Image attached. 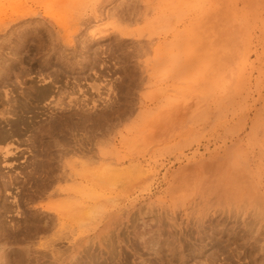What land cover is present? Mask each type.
<instances>
[{
    "label": "rangeland",
    "instance_id": "rangeland-1",
    "mask_svg": "<svg viewBox=\"0 0 264 264\" xmlns=\"http://www.w3.org/2000/svg\"><path fill=\"white\" fill-rule=\"evenodd\" d=\"M255 6L244 0H0V132L9 136L0 142V180L12 183L0 195L6 235L0 264H257L264 259V4L257 8L259 17L242 22L245 7L250 13ZM160 17L165 22L157 21ZM174 31L183 36L176 54L184 66L173 69L169 80L167 61L156 64L155 56L144 54L146 45L130 42L156 44L168 37L169 54ZM219 36L222 46L206 56L198 58L190 48ZM83 59L91 62L83 66ZM234 59L233 68L225 65ZM65 60L68 65H61ZM227 77L232 80L223 83ZM63 110L71 112L73 124L63 123L60 130L68 133H59L60 140L48 138L49 122L54 117L63 122ZM54 141L68 150L63 171L75 179L66 177L54 184L55 193L38 195L46 167L41 164H47ZM34 162L35 172L30 171ZM18 185L24 189H15ZM52 203L64 204L66 211L51 208ZM40 206L59 212V220L54 215L50 226L23 242L24 234L35 231L40 216L33 214L34 222L32 213Z\"/></svg>",
    "mask_w": 264,
    "mask_h": 264
},
{
    "label": "bare ground",
    "instance_id": "bare-ground-1",
    "mask_svg": "<svg viewBox=\"0 0 264 264\" xmlns=\"http://www.w3.org/2000/svg\"><path fill=\"white\" fill-rule=\"evenodd\" d=\"M127 2V1H126ZM244 2L246 3V4H250V5H254V4H256V9H254V11H251L250 13H248V9H246V7H245V9L244 10H246V12L242 15V17H243V23H248V21H249V19H255L256 17H259V15H260V11H258L257 10V8H260V6L262 5V4H264V0H244ZM64 3V2H63ZM128 3V2H127ZM225 3V2H224ZM113 5V4H112ZM224 5V4H223ZM11 6H12V4H11ZM99 6V5H98ZM101 6V5H100ZM128 6V5H127ZM129 7L134 11V7L132 6H130L129 5ZM64 8V7H63ZM223 9H225V6H223L222 7ZM98 9V8H97ZM97 9H96V11H97ZM103 9V8H102ZM128 9V8H127ZM127 9H125V10H127ZM137 9V8H136ZM135 9V10H136ZM101 10V9H100ZM118 10V9H117ZM117 10H116V12H117ZM146 10V9H145ZM121 11L123 12V13H121V14H124V10L121 8ZM128 11L130 12V10L128 9ZM138 11H140V10H138ZM138 11H137V13H138ZM208 11V10H207ZM56 12V11H55ZM101 12V11H100ZM50 13V12H49ZM126 13V12H125ZM135 12H133L132 13V15L134 14ZM142 13H143V11H142ZM148 13H150V12H148ZM147 13V15H149ZM52 14V15H51ZM50 15L52 16V17H54L55 16V14L56 13H54V12H52ZM64 14V13H63ZM117 15H118V12L116 13ZM120 14V13H119ZM223 14H224V12L222 13V12H220V13H218V15L220 16V18H222L221 16H223ZM125 15V14H124ZM127 15L128 14H126V17H127ZM129 15H130V13H129ZM128 15V16H129ZM135 15V14H134ZM133 15V16H134ZM138 15V14H137ZM168 15V14H167ZM170 15V14H169ZM58 16V15H57ZM56 16V17H57ZM163 17V16H162ZM162 17H160V18H162ZM171 17V19H169V16L167 17V19H169V20H172V19H174L172 16H170ZM177 17L178 16H176V19H177ZM94 18V17H93ZM95 18H97V16H95ZM121 17H119V19H120ZM122 18H124V17H122ZM128 18V17H127ZM126 18V19H127ZM141 18V17H140ZM139 18V19H140ZM118 19V20H119ZM158 19V18H157ZM178 19H179V17H178ZM128 20V19H127ZM161 20H164L163 18L162 19H160V20H157V21H161ZM169 20H167V23H165V24H170V22H168ZM221 20V19H220ZM62 21V20H61ZM88 21H89V19H88ZM124 21H126L125 20V18H124ZM129 22L131 21V19L130 20H128ZM174 20H172V22H173ZM140 22V21H139ZM164 22H165V20H164ZM177 22V21H176ZM220 22V21H219ZM93 23V22H92ZM152 24H153V22H151ZM157 23V22H156ZM132 24V23H131ZM148 26H150V25H148ZM153 26V25H152ZM165 25H163V27H164ZM169 26V25H168ZM157 27V26H156ZM170 27V26H169ZM183 28V27H182ZM187 28H189V27H187ZM197 28H198V26H197ZM140 29V28H139ZM167 29V28H166ZM173 29V28H172ZM178 29V28H177ZM177 29H175V30H177ZM191 29V28H190ZM199 30L198 31H200L201 30V28H198ZM142 30L143 29H141V32H142ZM151 30V29H150ZM158 29H154V31H157ZM121 31V30H120ZM164 31V30H163ZM162 31V32H163ZM144 32H145V30H144ZM143 32V33H144ZM150 32V31H149ZM149 32H148V34H149ZM151 32H153V30H151ZM169 32V31H168ZM184 32V31H183ZM115 33V32H114ZM121 33V32H120ZM142 33V34H143ZM155 33V32H154ZM153 33V34H154ZM157 33V32H156ZM165 33V32H164ZM179 33L180 32H178V31H174V32H172L170 35H171V37H172V39L170 40L171 41V43H170V45H171V51H169L170 53L168 54V52H166L167 50V46H166V42H167V40H168V37H165L164 38V41L163 40H160L158 43H156L155 44V41H154V43H151L152 41H147V42H141V40H135V41H131L130 43H134V42H136V43H138V44H142V48H143V46H147V48L149 49H145L143 52H144V54L146 55V53H145V51H147V53L148 54H151L152 56H155V59H156V64L158 63V64H161L163 61H167L168 63H169V65H171V67H172V69L170 70V72L169 73H167V77L169 78V80H171L172 78H174V76H175V71L173 70V69H182V67L184 66H182L181 65V63H179V60H178V55L176 54V50H177V48H178V46L180 45V44H182L183 43V36H181V35H179ZM185 33V32H184ZM118 34V33H117ZM122 34V33H121ZM134 34V33H133ZM152 34V33H151ZM151 34L150 35H148V39L150 38V36H151ZM165 34H167V32L165 33ZM185 34H187V33H185ZM190 34V33H189ZM122 35H125L124 33L122 34ZM135 35V34H134ZM141 35V34H140ZM154 35H156V34H154ZM154 35H152V36H154ZM199 35V34H198ZM120 36V35H119ZM145 36V35H144ZM157 36V35H156ZM159 36V35H158ZM169 36V35H168ZM186 36V35H185ZM193 36H195L194 34H193ZM135 37V36H134ZM48 38V37H47ZM63 38H65V36L63 37ZM122 37H120V40L121 41H123L124 42V40L123 39H121ZM124 38V37H123ZM126 38V37H125ZM137 38V37H136ZM135 38V39H136ZM140 38V37H139ZM138 38V39H139ZM193 38V37H192ZM24 39V38H23ZM143 39V38H142ZM67 40V39H66ZM71 40V39H70ZM119 39H117V41H118ZM43 41V40H42ZM49 41V40H48ZM116 41V42H117ZM130 41V40H129ZM40 42V41H39ZM49 42H51V41H49ZM93 42V41H92ZM95 42V41H94ZM93 42V43H94ZM122 42V43H123ZM48 43V42H47ZM98 43V42H97ZM121 43V44H122ZM128 43V42H127ZM129 43V44H130ZM169 43V42H168ZM222 43H223V37L222 36H219V37H215V38H213V39H211L210 41H208V42H204V43H193V44H190V48L192 49V51L194 52L195 51V54L197 53L198 54V58L200 57H202V56H206L207 54H208V52L210 53L212 50H215L216 48H218L220 45L222 46ZM50 44V43H49ZM68 44V43H67ZM120 44V43H119ZM118 44V45H119ZM124 44H126L125 42H124ZM144 44V45H143ZM56 45V44H55ZM131 45V44H130ZM135 45V44H134ZM46 46H48V45H46ZM45 46V47H46ZM183 46V45H182ZM187 46V45H186ZM90 47V46H89ZM136 47V46H135ZM91 48V47H90ZM1 49V48H0ZM82 49V48H81ZM138 49V48H137ZM188 48H186V50H187ZM90 49H88L87 51H89ZM190 50V49H189ZM52 51H53V49H52ZM64 51V50H63ZM62 51V52H63ZM68 51V50H67ZM75 51V50H74ZM73 51V52H74ZM134 51H135V49H134ZM13 52V51H12ZM96 52V51H95ZM137 52H138V50H137ZM186 52V51H185ZM214 52V51H213ZM212 52V53H213ZM71 53V52H70ZM124 53V52H123ZM15 54V53H14ZM127 54H128V52H127ZM126 54V55H127ZM132 54V53H131ZM187 54V53H186ZM53 55V54H52ZM180 55H181V53H180ZM58 56V55H57ZM63 56V55H62ZM69 56V55H68ZM72 56V55H71ZM94 56V55H93ZM135 56V55H134ZM133 56V57H134ZM189 56H190V54H189ZM194 56V55H193ZM65 57V56H64ZM130 57H132V55H130ZM192 57V56H191ZM52 58V57H51ZM59 58H61L60 56H59ZM66 59V58H65ZM129 59V58H128ZM197 59V58H196ZM60 60H62V59H59V61ZM69 61H70V59H68ZM142 60V59H141ZM185 60V59H184ZM183 60V61H184ZM187 60V59H186ZM3 61H4V59H3ZM188 61V60H187ZM220 61V60H219ZM223 61V60H222ZM71 62V61H70ZM73 62V61H72ZM91 62V61H90ZM90 62H88L87 60H85V59H83L82 60V62H81V64H83V66L84 65H86L87 63H90ZM93 62V61H92ZM131 62V61H130ZM237 62H238V59H234V60H232V62H230V63H228L227 62V64L225 63V65L226 66H228V67H232L233 68V66H235L236 64H237ZM77 63V62H76ZM79 63V62H78ZM94 63V62H93ZM146 63V62H145ZM190 63V62H189ZM68 65V61H64V62H61V65ZM70 64V63H69ZM72 64V63H71ZM74 64V63H73ZM185 64V63H184ZM187 64V63H186ZM203 64V63H202ZM47 65V64H46ZM58 65V64H57ZM79 65V64H78ZM92 65V64H91ZM162 65V64H161ZM186 66V65H185ZM87 67H89L88 65H87ZM5 69V68H4ZM56 69V68H55ZM74 70V69H73ZM75 70H77V69H75ZM184 70V69H183ZM48 71H49V69H48ZM71 71V70H70ZM185 71V70H184ZM215 71V70H214ZM56 72V71H55ZM61 72V71H60ZM59 72V73H60ZM81 72H82V70H81ZM53 73V72H52ZM51 73V74H52ZM66 73V72H65ZM72 73V72H71ZM61 74V73H60ZM64 74V73H63ZM68 74V73H67ZM184 74V73H183ZM6 75V74H5ZM78 76V75H77ZM88 76V75H87ZM44 77H45V75H44ZM43 77V78H44ZM73 77V76H72ZM71 78V77H70ZM74 78V77H73ZM5 79V78H4ZM48 79V78H47ZM74 80V79H73ZM76 80H79V79H77V77H76ZM168 80V79H167ZM230 80H232V77H230V78H228L227 77V79H223V83H227V82H229ZM143 81V80H142ZM2 82H3V80H2ZM72 82V81H71ZM14 83V82H13ZM56 83V82H55ZM69 83V82H68ZM67 83V84H68ZM73 83V82H72ZM46 84V83H45ZM50 84V83H49ZM58 84V83H57ZM77 84V83H76ZM79 84V83H78ZM175 86H177V87H181L182 86V83L181 82H178V83H176V82H174L173 83ZM62 85V84H61ZM66 85V84H65ZM71 85V84H70ZM45 86V85H44ZM59 86V85H58ZM57 86V87H58ZM61 87V86H60ZM58 88V89H61V88ZM65 87V86H64ZM41 88V87H40ZM49 88V87H48ZM53 88H55V87H53ZM51 89V88H50ZM50 89H49V91H50ZM58 89H57V91H58ZM65 89H66V87H65ZM77 89V88H76ZM131 89V88H130ZM70 91H71V88H70ZM51 92H52V90H51ZM68 92V91H67ZM74 92V91H73ZM9 93H11V92H9ZM61 92H59V94H60ZM75 93V92H74ZM57 94V93H56ZM63 95H64V93H62ZM71 94V93H70ZM69 94V95H70ZM61 96V95H60ZM57 97V96H56ZM60 98V97H59ZM62 98V97H61ZM233 98V97H232ZM11 99V98H10ZM54 99V98H53ZM63 99V98H62ZM8 100V99H7ZM13 100H14V98H13ZM59 100V99H58ZM16 101V100H15ZM10 102H11V100H10ZM2 103V102H1ZM63 103H64V100H63ZM75 103V102H74ZM65 104V103H64ZM76 104V103H75ZM78 104H80V103H78ZM105 104V103H104ZM14 105H15V103H14ZM13 105V106H14ZM66 105H69L68 103L66 104ZM72 105H74L73 103H72ZM7 106V105H6ZM11 106H12V104H11ZM23 106V105H22ZM54 106V105H53ZM106 106V105H105ZM10 107V106H9ZM24 107H25V105H24ZM58 107V106H57ZM108 107V106H107ZM106 108V107H105ZM9 109V108H8ZM51 109V108H50ZM77 109V108H76ZM81 109V108H80ZM83 109V108H82ZM49 110V109H48ZM72 110V109H71ZM74 110V109H73ZM2 111V110H1ZM7 111V110H6ZM9 111H10V109H9ZM18 111V110H17ZM75 111V110H74ZM83 111V110H82ZM86 111V110H85ZM119 111V110H118ZM11 112H12V110H11ZM29 112H30V110H29ZM88 112V111H87ZM112 112V111H111ZM110 112V113H111ZM120 112V111H119ZM10 113V112H9ZM8 113V114H9ZM13 113V112H12ZM11 113V114H12ZM28 113V112H27ZM89 113V112H88ZM1 114V113H0ZM19 114V113H18ZM22 114V113H21ZM23 114H24V112H23ZM121 114V113H120ZM13 115V114H12ZM15 115V114H14ZM51 115V114H50ZM58 115V114H57ZM75 115H77V112L75 111ZM94 115V114H93ZM106 115V114H105ZM109 115V114H108ZM55 116V115H54ZM53 116V117H54ZM60 116L61 117H64V120H63V122H59L60 124H58V121L57 120H54V118H53V121L51 120L50 122H49V127H48V129L47 130H45V131H48V133H47V135H50V136H47L48 138L49 137H53L52 139H54V140H60V137H59V133H61V134H65L66 135V133H68V132H66V133H63V129L61 128V126L63 125V123H64V125L66 126V125H68L70 122H72V114H71V112H69L68 111V113H65V110H63V112L62 113H60ZM81 116H82V113H81ZM83 116H85V115H83ZM104 116V115H103ZM111 116V115H110ZM115 116H116V114H115ZM115 116H113V117H115ZM124 116V115H123ZM15 117H16V115H15ZM57 117V116H56ZM87 117V116H86ZM112 117V118H113ZM1 118H3V117H1ZM88 118V117H87ZM108 118V117H107ZM118 118V117H117ZM84 120H85V118H83ZM82 119V120H83ZM94 119V118H93ZM92 119V120H93ZM99 119V118H98ZM25 121H26V119H24ZM47 120V119H46ZM78 120H80V119H78ZM88 119H86V121H87ZM89 120H91V119H89ZM101 120V119H100ZM100 120H98L97 122H99ZM106 120H109V119H106ZM81 121V120H80ZM16 122V121H15ZM35 122V121H34ZM74 122H76V121H74ZM83 122V121H82ZM31 123V122H30ZM87 123H89V122H87ZM9 124V123H8ZM39 124H42V123H39ZM72 124H73V122H72ZM76 124V123H75ZM77 124H79V123H77ZM95 124V122L93 123V125ZM96 124H98V123H96ZM100 124V123H99ZM107 124V123H106ZM34 125V124H33ZM43 125V124H42ZM46 125V124H45ZM44 125V126H45ZM90 125V124H89ZM11 126V125H10ZM12 126H14V125H12ZM36 126V125H35ZM76 126V125H75ZM82 126V125H81ZM84 126V125H83ZM91 126V125H90ZM98 126V125H97ZM8 127V126H7ZM18 127V126H17ZM39 127V126H38ZM94 127V126H93ZM92 127V128H93ZM100 127V126H99ZM104 127V126H103ZM33 128V127H32ZM40 128V127H39ZM58 128H59V131H57L58 130ZM67 128V127H66ZM79 128V127H78ZM82 128V127H81ZM80 128V129H81ZM6 129V128H5ZM14 129H15V127H14ZM60 129H62V130H60ZM69 129V128H68ZM90 129V128H89ZM70 130V129H69ZM68 130V131H69ZM77 130V129H76ZM18 131V130H17ZM20 131V130H19ZM29 131V130H28ZM38 131H41V130H38ZM44 131V130H43ZM55 131H57L56 133H54ZM65 131H66V129H65ZM70 131H73L72 129L70 130ZM14 132V131H13ZM16 132V131H15ZM8 133V132H7ZM12 133V132H11ZM11 133H10V135H11ZM39 133V132H38ZM71 133V132H70ZM69 133V134H70ZM68 134V135H69ZM30 135V134H29ZM67 135V136H68ZM32 137V136H31ZM69 137V136H68ZM80 137V136H79ZM46 138V137H45ZM47 138V139H48ZM50 138V140L52 141V139ZM92 138V137H91ZM8 139H9V136L8 135H6V133L5 134H3L2 132H0V142L1 141H8ZM17 139V138H16ZM35 139V138H34ZM71 139V138H70ZM81 139V138H80ZM80 139H78L77 138V140L79 141ZM30 140H31V138H30ZM45 140V139H44ZM75 140V139H74ZM76 140V141H77ZM13 141V140H12ZM16 141V140H15ZM18 141V140H17ZM62 141H63V139H62ZM65 141V140H64ZM75 141V142H76ZM83 141V140H82ZM91 141H92V139H91ZM90 141V142H91ZM100 141V140H99ZM32 142V141H31ZM60 142V141H59ZM66 142V141H65ZM13 143V142H12ZM34 143V142H33ZM51 143H53V145H52V148H51V150H49V152H47L48 153V161H46V160H43L42 161V159H41V162H44V161H46V163L47 164H41V162H39V164H41V165H46V167H44L45 168V172L44 171H42V172H44V174H45V176L44 177H42V180L40 181V183L41 184H39L40 185V187L38 188L39 189V191H38V195L41 193V194H45L49 189H53V192L55 193V191H57V189H54L55 187H54V184L55 183H57V182H59L60 180H64L66 177H69V178H71V179H75V175L73 174V173H68L67 175H66V171L64 172L63 171V168H64V162H62V158H63V155H68V150L67 149H64V145L62 146V145H58V143H55V141L54 142H51ZM70 143V142H69ZM40 144V143H39ZM66 144V143H65ZM68 144V143H67ZM71 144V143H70ZM78 144V142L76 143V145ZM93 144V143H92ZM100 144V143H99ZM49 145V144H48ZM80 145H81V142H80ZM86 145H88V144H86ZM3 146V145H2ZM38 146V145H37ZM62 146V147H61ZM67 146V145H66ZM5 147H6V144H5ZM39 147V146H38ZM44 148H45V146H44ZM84 149L86 148V147H83ZM9 149V148H8ZM7 148H4V154H8V153H10V151L8 150ZM33 149H35L34 147H33ZM65 150H67V151H65ZM80 150H81V148H80ZM83 150V149H82ZM81 150V151H82ZM95 150V149H94ZM41 151V150H40ZM48 151V150H47ZM71 152H72V149L70 150ZM69 151V152H70ZM85 151V150H84ZM83 151V152H84ZM75 152H77V151H75ZM88 152V151H87ZM14 153V152H13ZM86 153V152H85ZM15 154V153H14ZM37 154V153H36ZM47 155V154H46ZM45 155V156H46ZM37 156V155H36ZM72 157L74 156V155H71ZM35 157V156H34ZM31 158V157H30ZM38 158V157H37ZM43 158V157H42ZM78 158V157H77ZM69 159V158H68ZM31 160V159H30ZM32 160H33V158H32ZM70 160V159H69ZM37 161V160H36ZM38 161H40V160H38ZM81 161V160H80ZM86 161V160H85ZM82 162V161H81ZM81 162L79 163V164H81ZM92 162H95V161H92ZM97 162V161H96ZM95 162V163H96ZM78 163V162H77ZM89 163H90V161H89ZM29 164V163H28ZM68 164V163H67ZM72 164V163H71ZM92 164V163H91ZM69 165V164H68ZM72 165H74V164H72ZM78 165V164H77ZM27 166V165H26ZM33 166H35V167H32V169H30V171H34L35 172V168H37V164L34 162V165ZM42 166V167H43ZM69 166H71V165H69ZM86 166H87V164H86ZM90 166V165H89ZM10 167V166H9ZM25 167V166H24ZM29 167V166H28ZM40 167V166H39ZM72 167V166H71ZM43 168V169H44ZM73 168V167H72ZM74 170H75V167L73 168ZM101 169V168H100ZM102 169H103V167H102ZM115 169V168H114ZM129 169V168H128ZM40 170V169H39ZM65 170V169H64ZM96 170V169H95ZM131 170V169H130ZM130 170H129V172H130ZM29 171V172H30ZM38 171V170H37ZM98 171V170H97ZM108 171V170H107ZM110 171V173L111 174H113V171L112 170H109ZM121 171V170H120ZM132 171V170H131ZM82 172V171H81ZM80 171H79V174L81 173ZM85 172H87L88 173V171H85ZM25 172H23V175L25 176V174H24ZM74 173H77L78 174V172H76V170L74 171ZM94 173H95V171H93V172H91V174H92V177L95 179V176H96V173H95V175H94ZM124 173V172H123ZM4 174V173H3ZM29 174H31V172L29 173ZM82 174V173H81ZM27 175V174H26ZM33 175V174H32ZM31 175V176H32ZM88 175L90 176V174L88 173ZM2 176V175H1ZM1 176H0V178H1ZM29 176V175H28ZM28 176H25V177H28ZM31 176H29V177H31ZM37 176V175H36ZM5 177V176H4ZM16 177V176H15ZM23 178V177H22ZM18 179V178H17ZM24 179V178H23ZM26 179V178H25ZM33 179H36V178H33ZM32 179V180H33ZM116 179V178H115ZM13 180H14V178H13ZM11 181H12V179H11ZM98 181V180H97ZM0 182H1V180H0ZM13 182V181H12ZM17 182V181H16ZM19 182V181H18ZM22 182V181H21ZM24 182V181H23ZM38 182V181H37ZM83 182V181H82ZM101 182H103V181H101ZM20 183V182H19ZM62 183V182H61ZM60 183V184H61ZM10 184H12L11 182H9V181H7V182H5V181H3V182H1L0 183V195L1 194H3V193H5L6 191H7V188H8V186L10 185ZM17 184V183H16ZM22 184V183H21ZM31 184H32V182H31ZM60 184H59V186H60ZM33 185H35V184H33ZM111 185V184H110ZM59 186H57V187H59ZM68 187V186H64V185H61V187ZM34 187V186H33ZM60 187V189H62ZM71 187V186H70ZM24 189L23 188V185H21V188L19 187V185H18V187H16L15 186V189ZM28 188V187H27ZM32 188V186L30 187V189ZM66 188H63L64 190L66 189ZM33 189V188H32ZM62 189V190H63ZM68 189H70V188H68ZM35 190V189H34ZM33 190V191H34ZM73 190H77V189H73ZM23 191V190H22ZM25 191V190H24ZM74 192V191H73ZM78 192H82V191H78ZM35 193V192H34ZM21 194V193H20ZM37 194V193H36ZM81 194V193H80ZM91 194H92V192H91ZM30 195V194H29ZM83 195V194H82ZM5 196V195H4ZM22 196V195H21ZM20 196V197H21ZM27 196V195H26ZM7 197V196H6ZM28 197V196H27ZM26 197V198H27ZM34 197V196H33ZM24 198V197H23ZM22 199V198H21ZM28 199V198H27ZM29 199H31V198H29ZM29 199L27 200V201H29ZM3 200V199H2ZM18 200V199H17ZM21 201V200H20ZM27 201L26 202H22V203H24L25 205H28L29 203H27ZM66 201H68L67 199H66ZM0 202H2V201H0ZM62 202V201H61ZM65 201H63L62 203H64ZM72 202V201H71ZM53 204V203H52ZM54 206H50V205H48V206H50L51 208H53V207H55V205H56V207H58L59 206V208H57L58 210L60 209V210H62V212H64V211H66L63 207L65 206L64 204H63V206H62V208L64 209V211H63V209L62 208H60V204L59 205H57V204H53ZM67 205V204H66ZM73 205V204H72ZM1 204H0V208H1ZM67 206H70L69 208H71V207H73V206H71V204L70 205H67ZM25 207V206H24ZM91 207V206H90ZM2 208H4L3 206H2ZM6 208V207H5ZM68 208V209H69ZM93 208V206L90 208V209H92ZM89 209V208H88ZM96 209V208H95ZM98 210V209H97ZM26 211V210H25ZM30 210L28 209V212H29ZM68 211V210H67ZM3 212V211H2ZM92 212V211H91ZM30 213V212H29ZM86 213H87V211H86ZM4 214V213H3ZM33 214H37L38 216H40L39 217V219L40 220H38V223H36L35 224V226H36V228H34V232H32L31 234V236H30V234L29 233H27V234H22L23 235V237L22 238H24L23 239V242H24V240H26V239H28V238H31L32 236L34 237L35 236V234L37 233V231H40V232H43L44 230L43 229H45V228H47L48 226H50V224L52 223L51 222V219L53 218V216L55 215V214H51V213H49V211H48V208H47V206H40V208H37V209H35L34 210V213H32V215ZM89 214V213H88ZM92 214L94 215L95 213H93L92 212ZM1 211H0V242H2V239H3V235H5V230L3 229V226H5V225H3V222L1 221ZM22 215V214H21ZM31 215V216H32ZM35 215H33V217L35 218L34 219V222L36 221L37 222V217L35 216ZM59 215H60V213L58 212H56V215H55V217H57L55 220H59ZM86 215V214H85ZM72 216V215H71ZM3 217V216H2ZM88 217V216H87ZM91 218V217H90ZM25 219V218H24ZM72 219V218H71ZM28 220V219H27ZM45 220V221H44ZM54 220V219H53ZM52 220V221H53ZM73 220V219H72ZM75 220V219H74ZM73 220V221H74ZM80 220V219H79ZM221 220V219H220ZM220 220H218V221H220ZM4 221V220H3ZM29 221V220H28ZM27 221V222H28ZM33 221V220H32ZM23 222H25V221H23ZM26 222V223H27ZM33 222V223H34ZM81 222V221H80ZM203 222L204 221H202V225H203ZM209 222V221H208ZM215 222V221H214ZM216 222H217V220H216ZM79 223V222H78ZM159 223V222H158ZM220 223V222H219ZM218 222H217V224H219ZM224 223V222H223ZM222 223V224H223ZM210 224H211V221H210ZM213 224V223H212ZM28 225V224H27ZM33 225V224H32ZM32 225H30V226H32ZM78 225V224H77ZM202 225H199V227H202ZM220 225V224H219ZM23 226V225H22ZM34 226V225H33ZM52 226V225H51ZM80 226V225H79ZM206 226V225H205ZM212 226V225H211ZM170 227V226H169ZM199 227H197L196 226V229H198L199 230ZM25 228H29V227H26L25 226ZM31 228H33V227H30V230H32ZM173 228V227H172ZM212 228H213V226H212ZM19 229V228H18ZM41 229L43 230V231H41ZM218 229V228H217ZM222 229V228H221ZM2 230H3V232H2ZM228 228H225V229H222L220 232L221 233H225V234H227L228 233ZM19 231V230H18ZM18 231H16V232H18ZM26 231H29V229L28 230H26ZM193 231V230H192ZM229 231H231V230H229ZM233 231V230H232ZM19 232H22V231H19ZM185 232V231H184ZM187 232V231H186ZM198 232V231H197ZM4 233V234H3ZM7 233H9V232H7ZM34 233V234H33ZM39 233V232H38ZM3 234V235H2ZM17 234V233H16ZM37 235V234H36ZM173 235V234H172ZM185 235H187V233L185 234ZM197 235H198V233H197ZM200 235V234H199ZM198 235V236H199ZM6 236V235H5ZM18 236V235H17ZM19 236H20V234H19ZM30 236V237H29ZM9 237H10V235H9ZM37 237V236H36ZM172 237V236H171ZM14 238H16V240L18 239L17 237H16V235L14 236ZM11 239V238H10ZM34 239V238H33ZM178 239V238H177ZM184 239V238H183ZM199 241V240H198ZM10 242V241H9ZM16 242V241H15ZM21 242V241H20ZM26 242V241H25ZM164 243V242H163ZM5 244V243H4ZM3 244V245H4ZM143 244V243H142ZM160 244V243H159ZM8 245V244H7ZM261 247V246H260ZM148 249V248H147ZM158 249H160V248H158ZM162 249V248H161ZM156 250V249H155ZM154 251V250H153ZM180 251V250H179ZM262 251H264V250H262ZM29 252V251H28ZM159 252V251H158ZM171 252V251H170ZM31 254V253H30ZM46 254V253H45ZM54 254H55V252H54ZM21 255V254H20ZM29 255V254H28ZM49 255V254H48ZM55 255H57V253L55 254ZM262 256H264V255H262ZM40 257V256H39ZM41 258V257H40ZM57 258V257H56ZM36 260V259H35ZM40 260V259H39ZM253 260V259H252ZM262 262V260H264V259H258V263L260 262V261ZM37 261V260H36ZM45 261V260H44ZM74 261V260H73ZM39 262V261H38ZM37 263V262H36ZM47 263V262H46ZM46 263H44V264H46ZM54 262H52L51 264H53ZM254 263V262H253ZM257 263V264H258ZM40 264H42V263H40ZM247 264V263H246ZM262 264V263H261Z\"/></svg>",
    "mask_w": 264,
    "mask_h": 264
}]
</instances>
